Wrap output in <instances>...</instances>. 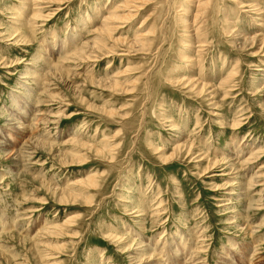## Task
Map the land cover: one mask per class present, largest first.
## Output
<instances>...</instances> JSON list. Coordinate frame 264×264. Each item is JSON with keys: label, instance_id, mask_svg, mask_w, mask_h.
Returning a JSON list of instances; mask_svg holds the SVG:
<instances>
[{"label": "rangeland", "instance_id": "1", "mask_svg": "<svg viewBox=\"0 0 264 264\" xmlns=\"http://www.w3.org/2000/svg\"><path fill=\"white\" fill-rule=\"evenodd\" d=\"M0 264H264V0H0Z\"/></svg>", "mask_w": 264, "mask_h": 264}, {"label": "bare ground", "instance_id": "2", "mask_svg": "<svg viewBox=\"0 0 264 264\" xmlns=\"http://www.w3.org/2000/svg\"><path fill=\"white\" fill-rule=\"evenodd\" d=\"M137 1H138V0H137ZM117 9H118V8H117ZM129 15H131V14H129ZM197 15H198V14H197ZM111 17H112V16H111ZM113 17L116 18V17H118V16H113ZM128 17H130V16H125L126 19H127ZM112 19H113V18H112ZM112 19H111V20H112ZM107 20H108V19H107ZM109 20H110V19H109ZM188 28H189V26H188ZM196 84H197V83H196ZM201 92H202V91H201ZM185 146H186V145H185ZM185 146H184V147H185ZM179 147H180V146H179ZM91 182H92L91 184H93L95 181H94V180L92 181V178H91Z\"/></svg>", "mask_w": 264, "mask_h": 264}]
</instances>
